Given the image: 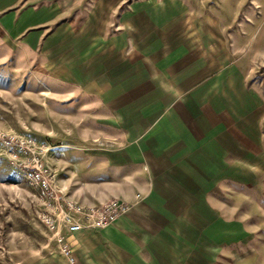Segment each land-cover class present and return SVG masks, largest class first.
I'll return each mask as SVG.
<instances>
[{
    "label": "crops",
    "instance_id": "obj_1",
    "mask_svg": "<svg viewBox=\"0 0 264 264\" xmlns=\"http://www.w3.org/2000/svg\"><path fill=\"white\" fill-rule=\"evenodd\" d=\"M4 1L0 19L21 14L13 10L21 0ZM176 4L151 2L80 56L73 83L83 85L84 113L99 118L89 125L98 139L56 164V186L83 204L116 198L129 208L70 235L74 264H252L230 230L243 222L222 214L262 169L251 160L264 143V101L245 20L233 28ZM51 247L44 264H70Z\"/></svg>",
    "mask_w": 264,
    "mask_h": 264
},
{
    "label": "rangeland",
    "instance_id": "obj_2",
    "mask_svg": "<svg viewBox=\"0 0 264 264\" xmlns=\"http://www.w3.org/2000/svg\"><path fill=\"white\" fill-rule=\"evenodd\" d=\"M153 1L166 6V0H21L13 9L22 7L21 14L0 19V131L47 147L44 160L56 179L57 163L98 139L99 118L84 113L83 85L73 83L82 78L83 49H97L131 14L153 9ZM176 1L174 9L185 2L191 13L200 11L233 28L245 20L252 84L264 101V0ZM18 15L27 24L21 35L13 32ZM259 149L251 160L259 162L260 175L252 174L244 192L228 197L222 213L243 222L230 230L243 242L237 248H251L252 264H264V143ZM52 243L36 218L35 192L0 149V264H44Z\"/></svg>",
    "mask_w": 264,
    "mask_h": 264
},
{
    "label": "built area",
    "instance_id": "obj_3",
    "mask_svg": "<svg viewBox=\"0 0 264 264\" xmlns=\"http://www.w3.org/2000/svg\"><path fill=\"white\" fill-rule=\"evenodd\" d=\"M0 149L35 192V215L44 227L56 252L70 264L76 261L69 240L81 230L104 228L129 208L125 201L111 198L96 204H83L63 194L56 186V174L46 164L47 147L27 137L0 131Z\"/></svg>",
    "mask_w": 264,
    "mask_h": 264
}]
</instances>
